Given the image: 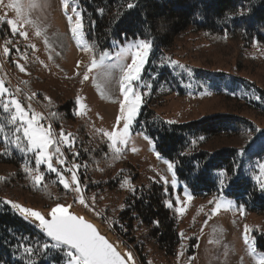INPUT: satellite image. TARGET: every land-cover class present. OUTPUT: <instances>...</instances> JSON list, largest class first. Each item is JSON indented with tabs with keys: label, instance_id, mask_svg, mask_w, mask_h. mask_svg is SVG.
I'll return each mask as SVG.
<instances>
[{
	"label": "rangeland",
	"instance_id": "1",
	"mask_svg": "<svg viewBox=\"0 0 264 264\" xmlns=\"http://www.w3.org/2000/svg\"><path fill=\"white\" fill-rule=\"evenodd\" d=\"M14 5V7L10 6ZM19 8V12L17 11ZM76 5L70 0H0V31L3 24H7L13 34L6 41L0 36V81L8 91L2 96L7 104V111L16 115L15 105L11 100H17L25 110L26 118L33 119L44 131L51 130V139L48 154L52 156V164L69 183L70 199L49 209L33 207L22 201L7 203L18 204L29 210L40 213L51 212L58 205L66 207L87 218L108 233L133 258L135 264H140L130 244L120 240L115 231L125 224L118 221V216L125 209V200L130 197L137 187L150 182H159L174 190V208L178 216V231L183 239L173 256L166 255L150 239L145 237L146 229L139 222L133 223L137 242L146 250L147 264H259L263 254L256 250L253 234L264 233V215L249 212L243 204L233 199L220 196L217 200L198 199L180 183L174 173L169 170V162L163 159L156 151L154 144L144 132L143 124L136 126L141 106L144 100L157 115L169 122H188L206 116L221 115L228 112L229 104L223 103L218 92L236 96L244 102H257L264 109V44L254 41L247 48L246 54L256 60L247 62L245 69L236 71L237 52L230 47L219 52L211 53L203 50L208 43L188 38L169 51L153 49L141 67L140 80L133 82V90L142 95V104L129 128L127 142L117 143L112 147L111 140L106 133H123L127 113L121 118V107L124 103L121 82L123 69L132 62V52L126 51L130 42L117 50L105 53L103 59L96 61L90 47L86 44L82 28L74 34L72 28L81 24L80 14ZM72 19L69 21L68 17ZM8 20L18 21V32L13 33ZM26 32L27 37L19 35ZM39 33V35H37ZM16 36H19L17 38ZM149 43V42H148ZM7 46L10 51L4 52ZM29 47L31 50H29ZM95 60L96 67H92ZM172 61L178 62L173 64ZM11 64L30 66L35 64L34 71L49 82H54L62 89L66 96H73L77 101L76 113L86 117L90 122L92 141H107L113 152L120 154L130 164L129 176L116 189H109L99 184L102 178L94 180L96 190L86 194L85 186L80 183L78 163L70 162L67 156L68 149L73 147V139L68 134L61 136L53 127L48 114L37 101L35 94L29 93L14 77ZM91 68V71H89ZM190 70V71H189ZM25 69L24 75H28ZM88 79L85 80L84 76ZM22 101L26 103L23 105ZM240 114L251 120L257 134L245 151H240V172L248 181L255 185L264 196L260 183L264 181L260 164H264V116H257L253 112L242 110ZM21 120L16 119L13 126L3 125L5 141L9 152L23 156L27 161L36 163L37 152L28 150V141L23 131L16 132L21 127ZM35 126V125H34ZM20 140L17 141L16 137ZM147 137V138H146ZM59 147L60 153L56 152ZM119 148V152L115 149ZM60 159L65 163L61 165ZM37 165V164H36ZM46 171L61 178L55 172H50L45 163ZM78 166V167H76ZM123 166H118L119 172ZM72 169L78 177L80 191H75L76 182L72 181ZM42 174L40 170L35 175ZM167 179V184L164 179ZM111 178H104L106 181ZM222 188L227 178L224 173L218 174ZM175 181V186H173ZM42 182V181H41ZM40 182V183H41ZM39 183V184H40ZM63 185V183H61ZM187 193V194H186ZM191 196V200L188 197ZM179 197V201L177 200ZM81 198L84 203H80ZM221 207L217 211L216 204ZM183 208V212L179 209ZM25 218L21 212L13 208ZM205 216L198 232L196 254L189 257V239L192 235L193 216ZM28 220L34 219L28 216ZM54 244V243H52ZM66 251V249H65ZM69 258L65 255V264Z\"/></svg>",
	"mask_w": 264,
	"mask_h": 264
},
{
	"label": "trees",
	"instance_id": "2",
	"mask_svg": "<svg viewBox=\"0 0 264 264\" xmlns=\"http://www.w3.org/2000/svg\"><path fill=\"white\" fill-rule=\"evenodd\" d=\"M81 18V28L86 44L94 59L113 52L130 42L145 39L153 49L169 51L188 38L206 41L200 48L211 53L230 47L237 52L236 71L245 69L247 62L256 60L246 54L254 41L264 44V0H70ZM134 7L129 8V4ZM127 36V41L122 36ZM0 36L3 40L13 34L3 24ZM19 38V36H16ZM31 50L29 47H25ZM25 66L29 72L20 71L11 64L14 77L48 114L55 130L73 139L68 149L70 162H77L80 183L86 194L96 190L99 184L116 189L129 176L131 164L120 154L113 152L107 141H92L90 122L76 113L77 101L54 82H49ZM223 103L229 104L228 112L206 116L188 122L163 120L144 100L136 126L143 130L155 146L157 153L173 163L174 173L180 183L195 198L217 200L220 196L243 204L247 211L264 215V196L240 172V151H245L254 140L255 124L242 116V110L264 116V109L257 102L242 103L236 96L217 93ZM23 105H26L22 101ZM0 97V125L13 126L12 115L5 110ZM5 130L0 132V264H65V249L53 248L40 231L22 218L11 201H22L33 206L49 209L67 202L71 191L66 189L45 166L37 167L34 160L9 152ZM264 154V149L261 151ZM75 154V155H74ZM73 162V163H74ZM30 172H25V167ZM118 166H123L115 172ZM40 170V184L32 176ZM227 178L222 188L218 174ZM107 179L106 181L104 178ZM171 201L172 207L167 203ZM125 209L118 221L125 224L115 235L130 244L140 264H147L145 247L137 242L133 223L137 221L146 229L145 237L157 245L166 255L173 256L183 239L178 231V216L174 208V190L159 182L137 187L125 200ZM205 216H193L192 235L189 239V257L196 254L197 232ZM154 221H158L156 224ZM256 250L264 255V233H254ZM49 247L45 249L43 245ZM33 249L31 254L25 248Z\"/></svg>",
	"mask_w": 264,
	"mask_h": 264
},
{
	"label": "snow or ice",
	"instance_id": "3",
	"mask_svg": "<svg viewBox=\"0 0 264 264\" xmlns=\"http://www.w3.org/2000/svg\"><path fill=\"white\" fill-rule=\"evenodd\" d=\"M10 6L14 7V5ZM128 7L132 8L134 7V4L130 3ZM17 11L19 12V8H17ZM68 19L71 21L72 17L69 16ZM0 20H3V18L0 17ZM6 22L11 26L13 33L18 32L17 20H8ZM80 27L81 24L77 23L72 28V32L75 34ZM19 35L27 37L26 32H19ZM37 35H39V33H37ZM122 39L127 41L128 38L126 34L122 36ZM151 47L152 45L146 42L145 39H140L138 42L128 44L125 49L126 51L132 52V62L123 69L124 75L120 85L124 97V103L121 107V118H124L125 112L127 113V117L123 125L122 134L112 132L106 133L111 140L112 147L114 148L118 142L121 144L127 142L130 125L142 104V95L133 90V82L140 80L141 67L145 64ZM9 51L10 49L5 46L4 52L8 53ZM101 59H103V57H101ZM172 63L176 64L178 62L172 61ZM96 66L94 60L92 67ZM20 71H25V68L20 66ZM89 71H91V68H89ZM84 79L87 80L88 76L85 75ZM7 91L8 90L3 86V82L0 81V96ZM10 103L14 104L16 109V115L12 117V122L14 123L16 119H19L22 122L21 127L16 128V132L23 131V135L28 141L29 151L39 150L36 159L37 166L41 163H45L50 172H55L60 176L63 186L69 188V183L64 180L63 174L53 166L51 162L52 156L48 154L49 146L54 143L51 139V130L44 131L39 127V124L36 121L26 118L25 110L22 108L19 101L13 99ZM4 107L5 110H7V104H5ZM0 132H3L2 125H0ZM61 136L67 139L63 133H61ZM16 140L19 141L20 137L17 136ZM115 150L119 152V148H116ZM56 152L60 153L59 147L56 148ZM60 155L62 156L63 154L60 153ZM59 163L63 165L65 163L64 159H60ZM168 168L169 170H172L174 168L173 163L169 162ZM260 169L261 173L264 174V164H260ZM68 171L72 172L71 179L77 184L74 190L79 192L80 188L77 175L72 169H68ZM25 172H30V169L27 166L25 167ZM32 179L35 183L39 184L43 180V174L34 175L32 176ZM162 179H164V183L167 184V179ZM173 186H175V181H173ZM260 188L261 190H264V181L260 183ZM188 199L191 200V196H189ZM177 200L179 201V197H177ZM80 203H84L82 198ZM167 206L172 207V202L169 201ZM12 207L18 209L25 218L31 216L35 221H38V227L42 229L47 237L51 238V241L55 242L52 245L53 248L66 249L65 254L69 258L67 264H126L125 258L120 255L112 244L98 234L93 225L85 223L80 217L68 214L66 207L58 205L53 208L51 210L50 218H45L42 213L35 210H29L18 204H12ZM220 207L221 205L219 203L216 204L217 211ZM179 211L183 212V208L179 209ZM154 223L158 224L159 222L154 221ZM43 247L47 249L49 245L45 243ZM24 251L25 253L31 254L33 249L26 247ZM259 264H264V256L260 258Z\"/></svg>",
	"mask_w": 264,
	"mask_h": 264
},
{
	"label": "water",
	"instance_id": "4",
	"mask_svg": "<svg viewBox=\"0 0 264 264\" xmlns=\"http://www.w3.org/2000/svg\"><path fill=\"white\" fill-rule=\"evenodd\" d=\"M68 214L70 215H74V216H77V217H80L82 218V220L85 222V223H89L91 225H93V227L96 229V231L98 232L99 235L103 236L110 244L113 245V247L120 253V255L125 258L126 260V264H135L133 258L127 253V252H124L125 250L123 249V247H121L108 233H106L101 227H99L97 224H95L94 222L88 220L87 218L77 214L76 212H73L71 210H68L67 211ZM45 218H50V214L51 212H47V213H42ZM20 215V214H19ZM21 216V215H20ZM22 217V216H21ZM24 218V217H22ZM25 219V218H24ZM27 222H29L32 226H34L38 231H40L50 242L52 243H55L54 241H51V238L47 237L45 233H43L42 229H40L38 227V221H35V219H32V220H28V219H25Z\"/></svg>",
	"mask_w": 264,
	"mask_h": 264
},
{
	"label": "bare ground",
	"instance_id": "5",
	"mask_svg": "<svg viewBox=\"0 0 264 264\" xmlns=\"http://www.w3.org/2000/svg\"><path fill=\"white\" fill-rule=\"evenodd\" d=\"M124 252H126V251H124Z\"/></svg>",
	"mask_w": 264,
	"mask_h": 264
}]
</instances>
